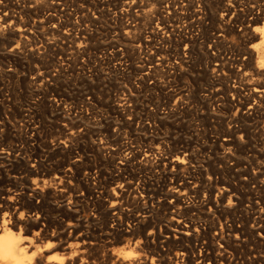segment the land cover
Returning a JSON list of instances; mask_svg holds the SVG:
<instances>
[{
    "label": "rangeland",
    "instance_id": "374dc122",
    "mask_svg": "<svg viewBox=\"0 0 264 264\" xmlns=\"http://www.w3.org/2000/svg\"><path fill=\"white\" fill-rule=\"evenodd\" d=\"M93 1L0 0V220L19 219L11 230L35 244L42 226L65 244L85 232L94 264L217 243L229 245L221 264H257L264 93L253 95L260 58L244 31L261 32L264 0ZM188 222L191 236L177 229Z\"/></svg>",
    "mask_w": 264,
    "mask_h": 264
},
{
    "label": "bare ground",
    "instance_id": "6f19581e",
    "mask_svg": "<svg viewBox=\"0 0 264 264\" xmlns=\"http://www.w3.org/2000/svg\"><path fill=\"white\" fill-rule=\"evenodd\" d=\"M95 1V0H94ZM93 1V2H94ZM97 2H99L98 0H96ZM222 1V0H221ZM243 1V0H242ZM159 2V1H158ZM174 2V1H173ZM240 2V1H239ZM98 4V3H97ZM99 4H101V2L99 3ZM212 4V3H211ZM137 5V4H136ZM130 6V5H129ZM73 7V6H72ZM263 8V7H262ZM141 9V8H140ZM220 9V8H219ZM253 9V8H252ZM67 10V9H66ZM174 10V9H173ZM7 11V10H6ZM239 11V10H238ZM250 11H252V10H250ZM62 12V11H61ZM121 12V11H120ZM144 12V11H143ZM65 13V12H64ZM81 13V12H80ZM125 13H127V12H125ZM217 13V12H216ZM250 13V12H249ZM253 13V12H252ZM257 13V12H256ZM256 13H254V14H256ZM108 14V13H107ZM143 14V13H142ZM225 14V13H224ZM227 14V13H226ZM77 15V14H76ZM178 15V14H177ZM216 15V14H215ZM238 15V14H237ZM260 15H261V13H260ZM262 15H263V13H262ZM131 16H132V14H131ZM135 16V15H134ZM144 16V15H143ZM185 16V15H184ZM255 16V18L257 19H264V15L261 17V16H258V15H254ZM78 17V16H77ZM219 17H221V16H219ZM246 17V16H245ZM182 18V17H181ZM214 18H215V16H214ZM254 18V17H253ZM130 19V18H129ZM132 19V18H131ZM134 19V18H133ZM163 19V18H162ZM239 19V18H238ZM242 19V18H241ZM180 20V19H179ZM12 21V20H11ZM10 21V22H11ZM101 21V20H100ZM115 21V20H114ZM156 21V20H155ZM245 21V20H244ZM257 21V20H256ZM64 22V21H63ZM260 22V21H259ZM65 23V22H64ZM258 24H260V23H258ZM262 24V23H261ZM221 25V24H220ZM72 26V25H71ZM217 26H218V24H217ZM234 26V25H233ZM261 26V25H260ZM259 26V27H260ZM200 27V26H199ZM3 28H4V26H3ZM15 28V27H14ZM20 28V27H19ZM221 28V27H220ZM246 28V27H245ZM148 29V28H147ZM221 29H223V28H221ZM249 29V28H248ZM230 30V29H229ZM228 30V31H229ZM243 30V29H242ZM4 32V31H3ZM74 32V31H73ZM127 32V31H126ZM245 32V34H247L248 35V37L249 38H251V39H254V43H256L255 44V46H256V48H254V49H252L253 51H252V53H250V56L251 57H253L254 55H255V53H256V55H258V58H260V60L258 61L259 62V64L257 65V67H256V69L254 70V71H256V74H257V76L258 77H256L255 78V80H253L252 81V83L255 85V87H253L254 88V92H253V95H258L259 97L260 96H262V94L264 93V86L262 85L263 83H261V80H260V74L262 73V69H263V67H264V63L262 64L261 62L264 60V25H262L261 26V32H258V31H256L255 29H253L252 31H250V33H248V32H246V31H244ZM190 33V32H189ZM262 33V34H261ZM223 34V33H222ZM66 35V34H65ZM245 36V35H244ZM79 37V36H78ZM158 37V36H157ZM213 37V36H212ZM245 37H247V36H245ZM63 38V37H62ZM68 40H69V38H68ZM132 40V39H131ZM198 42V41H197ZM167 43V42H166ZM84 44V43H83ZM239 44V43H238ZM130 45V44H129ZM219 45V44H218ZM254 45V44H253ZM182 47V46H181ZM251 47V46H250ZM78 48V47H77ZM127 48V47H126ZM136 49V48H135ZM213 49V48H212ZM170 50V49H169ZM202 52V51H201ZM119 53V52H118ZM145 54V53H144ZM189 54V53H188ZM193 57V56H192ZM176 58V57H175ZM217 59V58H216ZM219 59V58H218ZM225 60V59H224ZM214 62V61H213ZM249 62V61H248ZM257 62V61H256ZM218 63V62H217ZM221 65H222V62L220 63ZM219 64V65H220ZM257 64V63H256ZM153 65V64H152ZM154 68V67H153ZM205 68V67H204ZM95 69V68H94ZM207 69V68H206ZM248 69V68H247ZM198 70V69H197ZM95 71V70H94ZM238 71V70H237ZM240 72V71H239ZM246 72V71H245ZM251 73V72H250ZM39 74V73H38ZM211 74V73H210ZM242 74V73H241ZM255 74V73H254ZM253 74V75H254ZM173 75V74H172ZM208 75V74H207ZM244 75V74H243ZM262 75V74H261ZM39 76V75H38ZM145 77V76H144ZM195 77V76H194ZM255 77V76H254ZM39 78V77H38ZM263 78H264V76H263ZM262 77H261V79H263ZM241 79H242V77H241ZM245 79V78H244ZM219 80V79H218ZM243 80V79H242ZM246 80V79H245ZM244 81V80H243ZM249 81V80H248ZM263 81H264V79H263ZM38 82V81H37ZM250 83H251V81H250ZM227 84V83H226ZM247 84V83H246ZM252 84V85H253ZM144 85V84H143ZM251 85V84H250ZM249 85V86H250ZM243 87V86H242ZM177 89V88H176ZM184 89V88H183ZM236 90V89H235ZM234 90V91H235ZM252 91V90H251ZM244 92V91H243ZM191 93V92H190ZM58 96V95H57ZM95 96V95H94ZM231 96V95H230ZM249 96V95H248ZM244 97V96H243ZM226 98V97H225ZM263 98V97H262ZM85 102V101H84ZM97 102V101H96ZM125 102V101H124ZM207 102V101H206ZM264 103V102H263ZM63 104V103H62ZM117 105V104H116ZM256 105V104H255ZM254 105V106H255ZM123 106H125V105H123ZM127 106V105H126ZM227 106V105H226ZM73 107V106H72ZM215 107V106H214ZM250 108L252 109V106H250ZM75 109V108H74ZM93 109V108H92ZM115 109V108H114ZM254 109V108H253ZM259 109V108H258ZM91 110V109H90ZM250 110V109H249ZM253 112V111H252ZM63 114V113H62ZM93 114V113H92ZM250 114V113H249ZM263 114V113H262ZM37 116V115H36ZM31 117V116H30ZM134 117V116H133ZM246 117V116H245ZM205 118V117H204ZM225 118V117H224ZM210 119V118H209ZM223 119V118H222ZM165 120V119H164ZM142 121V120H141ZM244 122V121H243ZM127 123V122H126ZM134 123V122H133ZM133 126V125H132ZM141 126V125H140ZM24 127V126H23ZM65 128V127H64ZM257 128V127H256ZM71 129V128H70ZM148 129V128H147ZM261 132V131H260ZM112 133V132H111ZM158 135V134H157ZM253 135V134H252ZM106 136V135H105ZM15 137V136H14ZM67 137V136H66ZM126 137V136H125ZM142 137V136H141ZM258 137V136H257ZM7 138V137H6ZM65 138V137H64ZM115 138V137H114ZM229 138V137H228ZM107 139V138H106ZM157 139V138H156ZM224 139V138H223ZM253 139V138H252ZM216 140V139H215ZM227 140H229V139H227ZM2 141V140H1ZM167 141V140H166ZM237 141V140H236ZM253 142V141H252ZM153 143V142H152ZM29 144V143H28ZM252 146V145H251ZM113 147V146H112ZM144 147V146H143ZM14 148V147H13ZM74 148V147H73ZM135 148V147H134ZM140 148V147H139ZM162 148V147H161ZM213 148V147H212ZM231 148V147H230ZM110 150V149H109ZM170 150V149H169ZM209 150V149H208ZM31 151V150H30ZM83 151V150H82ZM186 151V150H185ZM22 152V151H21ZM98 152V151H97ZM146 152V151H145ZM144 152V153H145ZM204 152V151H203ZM261 152V151H260ZM20 153V152H19ZM117 153V152H116ZM149 153V152H148ZM153 153V152H152ZM152 153H150V154H152ZM185 153V152H184ZM252 153V152H251ZM73 154V153H72ZM213 154V153H212ZM249 154V153H248ZM154 155V154H153ZM144 157L143 158H145V155H143ZM37 157V156H36ZM140 157V156H139ZM151 157H153V156H151ZM151 157H149L150 159H151ZM162 157H165L164 155L162 156ZM167 157V156H166ZM169 158V157H168ZM63 159V158H62ZM99 159V158H98ZM109 159V158H108ZM164 159V158H163ZM162 159V160H163ZM166 159V158H165ZM250 159V158H249ZM143 160V159H142ZM159 160V159H158ZM172 160V159H171ZM199 160V159H198ZM219 160V159H218ZM65 161V160H64ZM68 161V160H67ZM132 161V160H131ZM140 161H141V159H140ZM160 161V160H159ZM174 161L175 162H179V157H178V159L176 158V160L174 159ZM143 162V161H142ZM149 162H152V161H149ZM169 162H170V160H169ZM172 162H173V160H172ZM188 162V161H187ZM14 163H16V162H14ZM33 163V162H32ZM141 163V162H140ZM171 163V162H170ZM169 163V164H170ZM180 163V162H179ZM18 164V163H17ZM157 164V163H156ZM164 164V163H163ZM174 164V163H173ZM172 164V165H173ZM177 164V163H176ZM181 164V163H180ZM192 164V163H191ZM62 165V164H61ZM115 165H116V163H115ZM132 165V164H131ZM147 165H148V163H147ZM175 165V164H174ZM179 165V164H178ZM206 165V164H205ZM259 165V164H258ZM26 166V165H25ZM101 166V165H100ZM152 166H154V165H152ZM159 166V165H158ZM108 167V166H107ZM122 167H123V165H122ZM136 167V166H135ZM191 167V166H190ZM28 168V167H27ZM40 168V167H39ZM152 168V167H151ZM154 168V167H153ZM234 169V168H233ZM15 170V169H14ZM89 170V169H88ZM92 170V169H91ZM134 170V169H133ZM221 170V169H220ZM99 171V170H98ZM123 171V170H122ZM192 171V170H191ZM36 172V171H35ZM34 171L32 172V173H35ZM41 172V171H40ZM49 172V171H48ZM147 172V171H146ZM178 172V171H177ZM19 173V172H18ZM24 173V172H23ZM31 173V172H30ZM37 173V172H36ZM150 173V172H149ZM180 173V172H179ZM6 174V173H5ZM4 174V175H5ZM261 174V173H260ZM67 175V174H66ZM196 175V174H195ZM215 175V174H214ZM223 175V174H222ZM43 176V175H42ZM51 176V175H50ZM65 176V175H64ZM169 176V175H168ZM176 176V175H175ZM67 177V176H66ZM177 178V177H176ZM91 179V178H90ZM184 179V178H183ZM229 179V178H228ZM10 180V179H9ZM57 180V179H56ZM74 180V179H73ZM99 180V179H98ZM227 180V179H226ZM49 181V180H48ZM184 181H186V179H184ZM188 181V180H187ZM190 181V180H189ZM228 181V180H227ZM63 182V181H62ZM61 182V183H62ZM105 182V181H104ZM242 182V181H241ZM249 182V181H248ZM257 182V181H256ZM58 183V182H57ZM111 183V182H110ZM140 183V182H139ZM176 183V182H175ZM253 183V182H252ZM64 183H62L61 185H63ZM106 184V183H105ZM129 184V183H128ZM127 184V185H128ZM177 184V183H176ZM176 184H174V186L176 185ZM228 184V183H227ZM158 185V184H157ZM178 185V184H177ZM229 185V184H228ZM95 187V186H94ZM123 187V186H122ZM125 187V186H124ZM123 187V188H124ZM128 187V186H127ZM187 187V182H182V183H180L179 184V186H178V188L176 189V191H180V190H184L185 188ZM189 187V186H188ZM236 187V186H235ZM112 188V187H111ZM139 188V187H138ZM204 188V187H203ZM261 188V187H260ZM20 189V188H19ZM60 189H65V188H60ZM125 189V188H124ZM173 189V188H172ZM171 189V190H172ZM22 190V189H21ZM87 190H89L88 188H87ZM114 191H115V189H113ZM126 190V189H125ZM248 190H250V189H248ZM261 190V189H260ZM61 191V190H60ZM64 191V190H63ZM110 191V190H109ZM121 191V190H120ZM135 191V190H134ZM153 191V190H152ZM174 191V190H173ZM195 191V190H194ZM40 192V191H39ZM78 192V191H77ZM108 192V191H107ZM118 193H112L111 194V197L110 196H108L107 194V196L108 197H110V198H113V200L115 201V203H119L120 201H121V198H123V197H121V194L122 193H120L119 191H117ZM158 192V191H157ZM196 192V191H195ZM254 192V191H253ZM7 193V192H6ZM41 193H42V191H41ZM53 193V192H52ZM56 193V192H55ZM109 193V192H108ZM126 193V192H125ZM159 193V192H158ZM177 193V192H176ZM197 193V192H196ZM195 193V194H196ZM92 194V193H91ZM174 195H175V193H173ZM200 194V193H199ZM206 194V193H205ZM36 195V194H35ZM57 195V194H56ZM63 195V194H62ZM124 195V194H123ZM122 195V196H123ZM132 195V194H131ZM247 195V194H246ZM133 196V195H132ZM139 196V195H138ZM137 196V197H138ZM184 196V195H183ZM241 196V195H240ZM11 197V196H10ZM131 197V196H130ZM143 197V196H142ZM126 198V197H125ZM251 198V197H250ZM39 199V198H38ZM86 199V198H85ZM99 199V198H98ZM3 200V199H2ZM123 200L124 199H122V202H123ZM134 200V199H133ZM208 200V199H207ZM213 200V199H212ZM236 200V199H235ZM4 201V200H3ZM22 201V200H21ZM29 201V200H28ZM107 201V200H106ZM2 202V201H1ZM0 202V203H1ZM35 202V201H34ZM75 202V201H74ZM88 202H89V200H88ZM100 202V201H99ZM109 202H111V201H109ZM127 202V201H126ZM208 202V201H207ZM224 202V201H223ZM248 202V201H247ZM6 203V202H5ZM45 203V202H44ZM95 203V202H94ZM156 203V202H155ZM188 203V202H187ZM9 204V203H8ZM8 204H6V205H4V206H1V210H7V208L10 206V204L8 205ZM19 204V203H18ZM28 204V203H27ZM34 204V203H33ZM90 203H88V205H89ZM123 204V203H122ZM1 205V204H0ZM38 205V204H37ZM47 205V204H46ZM49 205V204H48ZM105 205V204H104ZM124 205V204H123ZM130 205V204H129ZM150 205V204H149ZM264 205V204H263ZM16 206V205H15ZM106 206V205H105ZM193 206V205H192ZM214 206V205H213ZM39 207V206H38ZM47 207V206H46ZM52 207V206H51ZM80 207V206H79ZM93 207V206H92ZM215 207V206H214ZM11 208V207H10ZM13 208V207H12ZM18 208V207H17ZM42 208V207H41ZM45 208V207H44ZM97 208V207H96ZM99 208V207H98ZM104 208V207H103ZM118 208V207H117ZM120 208V207H119ZM122 208V207H121ZM120 208V209H121ZM124 208V207H123ZM223 208V207H222ZM255 208V207H254ZM68 209V208H67ZM102 209V208H101ZM124 209H126V208H124ZM130 209V208H129ZM217 209V208H216ZM33 210V209H32ZM47 210H49V209H47ZM63 210V209H62ZM98 211H99V209H97ZM96 210V211H97ZM111 210H113V209H111ZM138 210V209H137ZM155 210V209H154ZM185 210V209H184ZM12 211V210H11ZM34 211H35V209H34ZM97 211V212H98ZM104 211V210H103ZM122 211V210H121ZM126 211V210H125ZM2 212V211H1ZM49 212H52V211H49ZM114 212H115V209H114ZM124 212V211H123ZM129 212V211H128ZM132 212V211H131ZM186 212V211H185ZM255 212V211H254ZM4 214H5V211L3 212ZM2 213V214H3ZM7 213H8V211H7ZM35 213V212H34ZM34 213H32V214H34ZM37 213V212H36ZM106 213V212H105ZM126 213V212H125ZM183 213V212H182ZM261 213V212H260ZM1 214V215H2ZM10 214V213H9ZM30 214V213H29ZM39 214V213H38ZM71 214V213H70ZM97 214H102V213H97ZM128 213H126V215H127ZM162 214V213H161ZM15 215V214H14ZM47 215V214H46ZM67 215H68V213H67ZM72 215V214H71ZM70 215V216H71ZM131 215V214H130ZM230 215V214H229ZM43 216H45V215H43ZM49 216V215H48ZM95 216V215H94ZM98 216V215H97ZM110 216V215H109ZM113 215H111V217H112ZM134 216V215H133ZM191 216V215H190ZM257 216V215H256ZM2 217V216H1ZM35 217H37V216H35ZM65 217V216H64ZM77 217V216H76ZM75 217V218H76ZM100 217V216H99ZM116 217H117V215H116ZM130 217V216H129ZM221 217V216H220ZM235 217V216H234ZM260 217V216H259ZM34 218V217H33ZM47 218V217H46ZM179 218H181V217H179ZM207 218V217H206ZM3 220L1 221L0 220V264H94V261H96V259L93 261L92 260V258L95 256V254L93 253V254H91V250H92V248H93V245H94V242L91 240V238L84 232V233H73L72 235L70 234V237H73L74 238V241L73 242H69V243H67L66 242V244L65 243H62V242H60L62 239H64V238H62L61 239V235H58V234H56V232L55 233H53L52 231L51 232H49L50 230H48L49 228H48V226L46 227V229L45 228H43V226L42 227H40V228H38L39 229V231L38 232H44V234H45V236L44 237H46V242H44V244L43 243H41V245H40V243L39 244H35V239L36 238H38L36 235H34L33 233V235L34 236H32V237H27V238H24L25 236H27V235H25V236H22V235H19V233L17 232V233H14L11 229V227H10V225L11 226H13V225H15V224H17L18 222H20L19 221V219L17 220H14V221H12L11 220V218L9 219V220H7L6 219V217L5 218H2ZM35 219V218H34ZM44 219H45V217H44ZM93 219V218H92ZM102 219H103V217H102ZM101 219V220H102ZM112 219V218H111ZM115 219V218H114ZM185 219V218H184ZM183 219V220H184ZM190 219V218H189ZM226 219V218H225ZM48 220V219H47ZM57 220V219H56ZM94 220V219H93ZM95 220H98V219H95ZM118 220V219H117ZM187 220V219H186ZM199 220V219H198ZM76 221V220H75ZM90 221H91V219H90ZM99 221V220H98ZM105 221V220H104ZM104 221H102V223L104 222ZM42 222V221H41ZM43 222H45V220L43 221ZM61 222H64V221H61ZM79 222H82V221H79ZM95 222V221H94ZM117 222V221H116ZM115 222V223H116ZM119 222V221H118ZM129 222V221H128ZM154 222V221H153ZM191 222V221H190ZM232 222V221H231ZM28 223V222H27ZM27 223H26V225H27ZM60 223V222H59ZM58 223V224H59ZM90 223V222H89ZM112 223V222H111ZM135 223V222H134ZM172 223V222H171ZM181 223V222H180ZM200 223V222H199ZM256 223H258V221H256ZM259 223H261V222H259ZM25 224V223H24ZM34 224H39V226H40V223H39V221L37 220V219H35V223ZM44 224V223H43ZM131 224V223H130ZM149 224V223H148ZM207 224V223H206ZM263 224V223H262ZM104 225V224H103ZM107 225V224H106ZM138 225H139V223H138ZM195 225V224H194ZM194 225H192V224H190L189 222L188 223H185V224H183V225H180L179 223H178V225H177V229H179L180 231H181V233L182 234H184V235H186V236H188V235H190L191 236V232L193 231V229H192V231H191V226H194ZM27 226H29V225H27ZM31 226V225H30ZM38 226V225H37ZM38 226V227H39ZM51 226V225H50ZM61 226V225H60ZM101 226V225H100ZM114 226H115V224H114ZM127 226V225H126ZM137 226V225H136ZM136 226L134 227V226H132V227H134V228H136ZM172 226V225H171ZM196 226V225H195ZM225 226V225H224ZM16 227V226H15ZM26 227V226H25ZM35 227V226H34ZM45 227V226H44ZM77 227V226H76ZM102 227V226H101ZM100 227V228H101ZM105 227V226H104ZM118 227V226H117ZM124 227V226H123ZM122 227V228H123ZM129 227V226H128ZM140 227V226H139ZM138 227V228H139ZM259 229L261 230V232H263V234H264V225H260L259 224ZM22 228V227H21ZM23 228H24V226H23ZM32 229H33V226L31 227ZM48 228V229H47ZM73 228H74V226H73ZM90 227H88V229H89ZM114 228V227H113ZM131 228V227H130ZM169 228V227H168ZM175 228V227H174ZM173 228V229H174ZM193 228V227H192ZM202 228V227H201ZM14 229V228H13ZM54 229V228H53ZM61 229V228H60ZM98 229V228H97ZM204 229V228H203ZM239 229V228H238ZM20 230V229H19ZM25 230V229H24ZM35 230H37V229H35ZM52 230V229H51ZM54 230H56V229H54ZM91 230V229H90ZM90 230H89V232H90ZM112 230V229H111ZM115 230V229H114ZM113 230V231H114ZM129 230V229H128ZM131 230V229H130ZM132 230H133V228H132ZM170 230V229H169ZM26 231V230H25ZM59 231V230H58ZM57 231V232H58ZM104 231V230H103ZM206 231H207V229H206ZM22 232H24V231H22ZM27 232H28V230H27ZM29 232H30V230H29ZM32 232V231H31ZM60 232V231H59ZM107 232V231H106ZM105 232V233H106ZM112 232V231H111ZM118 232V231H117ZM132 232V231H131ZM26 233V232H25ZM36 233V232H35ZM64 233V232H63ZM66 233V232H65ZM91 233V232H90ZM134 233V232H133ZM178 233V232H177ZM194 233V232H193ZM204 233H206V232H204ZM208 233V232H207ZM207 233H206V235H207ZM242 233V232H241ZM32 234H30V235H32ZM37 234V233H36ZM62 234V233H61ZM97 234V233H96ZM115 234H116V232H115ZM120 234V233H119ZM121 234H123V232L121 233ZM170 234V233H169ZM173 234V233H172ZM216 234V233H215ZM261 234V233H260ZM30 235H28V236H30ZM42 235V234H41ZM40 235V236H41ZM66 235V234H65ZM100 235V234H99ZM104 235V234H103ZM109 235V234H108ZM113 235V234H112ZM112 235H110L111 237H112ZM126 235V234H125ZM204 235V234H203ZM205 235V236H206ZM21 236L23 237V238H21ZM43 236V235H42ZM98 236V235H97ZM105 236V235H104ZM109 236V237H110ZM135 236V235H134ZM166 236V235H165ZM175 236V235H174ZM178 236V235H177ZM189 236V237H190ZM194 236V235H193ZM193 236L191 237V238H193ZM204 236V237H205ZM211 236V235H210ZM250 236V235H249ZM113 237H114V235H113ZM117 237H118V235H117ZM203 237V238H204ZM207 237H209V236H207ZM213 237V236H212ZM218 237H219V235H218ZM264 237V236H263ZM65 238H66V236H65ZM93 238H94V236H93ZM39 239L41 240V238L39 237ZM70 239V238H69ZM72 239V238H71ZM97 239V238H96ZM95 239V240H96ZM110 239V238H109ZM108 239V240H109ZM166 239V238H165ZM171 239V238H170ZM187 239V238H186ZM215 239V238H214ZM218 239V238H217ZM39 240V241H40ZM45 240V239H44ZM43 240V241H44ZM107 240V239H106ZM107 240V241H108ZM115 240V239H114ZM201 239H199V241H200ZM203 240V239H202ZM205 240V239H204ZM207 240V239H206ZM209 240V239H208ZM216 240V239H215ZM223 240V239H222ZM233 240V239H232ZM64 241V240H63ZM72 241V240H71ZM157 241V240H156ZM170 241V240H169ZM177 241V240H176ZM181 241V240H180ZM196 241V240H195ZM221 241V240H220ZM9 242H12V252H11V254H9L7 251H6V245L9 243ZM38 242V241H37ZM102 242V241H101ZM201 242V241H200ZM205 242V241H204ZM215 242V241H214ZM226 242V241H225ZM227 242H229V241H227ZM111 243V242H110ZM171 243V242H170ZM197 243H198V241H197ZM220 243V242H219ZM259 243V242H258ZM194 244V243H193ZM227 244V243H226ZM226 244H224V245H226ZM229 244H231V243H229ZM111 245V244H110ZM109 245V246H110ZM224 245H223V243L221 244H218L217 243V245H210V244H208V245H204L206 248L205 249H202V248H200V249H198L197 251H196V249H195V252L192 254V255H190L188 252H180L181 253V255L179 254H173L172 253V251H171V249L170 248H167V249H163L162 247H160V248H162V249H158V250H156V248H155V252L154 253H152V251H151V255H152V261H151V264H188L187 262H189V264L190 263H192V264H221V263H223V261H224V254H225V247H224ZM97 246H99V245H97ZM105 246V245H104ZM173 246V245H172ZM196 246H198V245H196ZM227 246V245H226ZM229 246V245H228ZM228 246L226 247V248H228ZM53 247H55V249L56 248H61V249H63L64 250V253L61 255V257L60 258H54L53 256H55V255H49V256H47V255H45L46 253H44V251H46V250H49V249H52ZM164 247V246H163ZM177 247V246H176ZM182 247V246H181ZM181 247H179V248H181ZM188 247V246H187ZM150 248V247H149ZM158 248V247H157ZM165 248V247H164ZM178 248V249H179ZM185 248V247H184ZM189 248V247H188ZM54 249V250H55ZM232 249H234V248H232ZM238 249V248H237ZM60 250V249H59ZM57 251L56 252V254L59 252L60 254H61V252L60 251ZM114 250V249H113ZM182 250V249H181ZM189 250V249H188ZM52 252H53V249L51 250ZM56 251V250H55ZM95 251H97V249H95ZM111 251V250H110ZM109 251V252H110ZM50 252V251H49ZM48 252V253H49ZM51 252V253H52ZM98 252V251H97ZM97 252H95L96 254H97ZM101 252V251H100ZM149 252V251H148ZM58 253V254H59ZM111 253V252H110ZM150 253V252H149ZM237 253H239V252H237ZM58 254L56 255L57 257H58ZM59 254V255H60ZM107 254V253H106ZM148 254V253H147ZM154 254V255H153ZM100 255V254H99ZM110 254H108V256H109ZM237 255V254H236ZM248 255V254H247ZM262 255V254H261ZM93 256V257H92ZM98 256V255H97ZM96 256V257H97ZM104 256V255H103ZM99 257H101V256H99ZM99 257H97V258H99ZM257 257H259V256H257ZM109 258V257H108ZM149 258H151V256L149 257ZM226 258V257H225ZM261 258V257H260ZM94 259V258H93ZM105 259H106V257H105ZM104 259V260H105ZM257 259V258H256ZM151 260V259H150ZM255 260V259H254ZM99 261V260H98ZM107 261V260H106ZM109 261V260H108ZM107 261V262H108ZM251 261V260H250ZM106 262V263H107ZM110 262H111V260H110ZM109 262V263H110ZM259 262V261H258ZM258 262H257V264H258ZM98 264H101V263H99V262H97ZM103 263V262H102ZM104 263H105V261H104ZM105 263V264H106ZM144 263V262H143ZM254 263V262H253ZM260 264H264V258H262V259H260V262H259ZM111 264V263H110ZM117 264H129V263H126V262H124L123 260L121 261V262H118ZM144 264H146V263H144ZM147 264H149V263H147Z\"/></svg>",
    "mask_w": 264,
    "mask_h": 264
},
{
    "label": "snow or ice",
    "instance_id": "6c2138e0",
    "mask_svg": "<svg viewBox=\"0 0 264 264\" xmlns=\"http://www.w3.org/2000/svg\"><path fill=\"white\" fill-rule=\"evenodd\" d=\"M12 242H9L7 245H6V251L11 254L12 252Z\"/></svg>",
    "mask_w": 264,
    "mask_h": 264
}]
</instances>
